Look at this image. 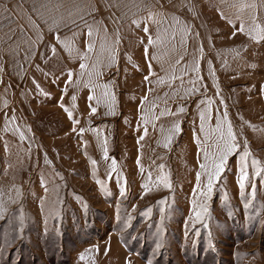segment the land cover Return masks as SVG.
<instances>
[{
  "label": "rangeland",
  "instance_id": "obj_1",
  "mask_svg": "<svg viewBox=\"0 0 264 264\" xmlns=\"http://www.w3.org/2000/svg\"><path fill=\"white\" fill-rule=\"evenodd\" d=\"M122 1L129 12L104 40L101 68L26 70L36 83L11 84L0 107V264H120L119 253L139 264H264V171L252 163L264 169V0ZM177 56L200 85L178 81ZM165 58L169 85L155 91L145 62ZM237 61L261 64L249 68L263 78L249 92L261 96L247 112L211 110L242 86ZM174 101L201 106L156 107ZM229 126L238 147L209 194Z\"/></svg>",
  "mask_w": 264,
  "mask_h": 264
},
{
  "label": "crops",
  "instance_id": "obj_2",
  "mask_svg": "<svg viewBox=\"0 0 264 264\" xmlns=\"http://www.w3.org/2000/svg\"><path fill=\"white\" fill-rule=\"evenodd\" d=\"M122 4V0H0V102L2 103L0 107H3L4 101H7V105L11 101V92H13L11 84L25 86L28 83H36L33 80H27L33 78L26 75V70L77 68L83 71L91 68H101L102 53H106L105 46L106 44L112 46L113 43V41L107 42L104 40L109 39L107 35L116 34L112 31L116 28V20L123 19V11H128L122 8ZM126 5H129V3ZM131 13L133 12L131 11L125 19L127 17L131 19L134 16ZM154 15L156 14L153 12L144 15L143 20L147 26H153L150 21L151 18H154ZM146 25L144 26L146 27ZM89 30H91V35H89ZM89 45H91V48H89ZM53 49H55L54 52ZM185 49L186 45L183 43L179 46L178 51L185 53ZM121 51L122 48L117 47L113 50V53L120 54ZM108 52L110 51L108 50ZM10 54L13 55L10 56ZM77 54H80V56L77 57ZM184 57H175L171 61L172 64L168 63L169 58H165V61L148 59L147 63L145 62L146 69L149 72L147 78L152 80L150 84L155 86V91L159 89L160 84L169 85L166 81L168 74L165 70L169 68L168 64L171 68L181 67L179 68L182 70L177 78L178 81L185 82L186 78L193 75V85L201 84L202 75L200 71L186 75V66L183 65L185 64ZM60 62H62L61 67L56 65ZM221 63L223 62L220 61V65L217 67L227 69ZM82 64L85 67L81 68ZM249 64V61L236 62L237 66L235 68L241 69L240 79L237 81L242 86H240L238 92L231 94L229 93L230 89L226 88V103H228L227 95L229 94L230 105L228 107L226 105L225 110H223L224 106L217 96L210 108L211 110L216 112H247L251 102H257L261 95L264 97L263 88L260 89L261 95L249 92L251 85H259L263 81V78L259 77L257 73H250V69H259L261 64L256 62L251 67H249ZM195 67L200 69L201 63H195ZM188 69L193 68L190 66ZM15 78H22V80H14ZM232 78H235L234 74ZM65 80V83L71 82L67 78ZM217 85L220 84L217 83ZM167 96H169V91L161 94L160 98L164 100ZM23 98L24 95L19 91L18 99ZM174 100H180V98ZM176 103L177 101H174L170 106L162 103L156 105V107L161 106L167 110L166 112H196L201 106L199 101L194 104V108L181 111L180 104L185 103V101ZM0 112L4 111L0 110ZM117 259L118 261L122 259L120 264H139L134 254L125 253L122 255L119 253ZM143 264L145 263L143 262Z\"/></svg>",
  "mask_w": 264,
  "mask_h": 264
},
{
  "label": "snow or ice",
  "instance_id": "obj_3",
  "mask_svg": "<svg viewBox=\"0 0 264 264\" xmlns=\"http://www.w3.org/2000/svg\"><path fill=\"white\" fill-rule=\"evenodd\" d=\"M244 6H248V5H242V7ZM258 27V26H257ZM147 30V29H145ZM239 31H244L243 27H241L239 29ZM89 35H91V30H89ZM235 35V33H234ZM260 39H264V36H261ZM151 42V41H150ZM89 48H91V45H89ZM55 51V49H53V52ZM85 67V65H81V68ZM147 79V77H146ZM73 99H75V97H73ZM93 112H95V109H92ZM181 111H183V109H181ZM204 116L203 113L201 114V120L203 121ZM203 126V125H202ZM219 127V126H218ZM177 131H179V127L177 126ZM228 136L230 137L231 141L230 143H226L224 149L222 150V154L220 156V160L218 163L215 164L214 166V171L210 172L208 175V193L210 194L213 190V183L216 180H219L221 173L225 170V166L227 165V161H228V157L230 155H232L236 149H237V145L235 143V135L231 130V126H229L228 129ZM223 138V137H222ZM250 155V152H248L247 150L240 156V178L238 180V183L240 185V188L243 189L245 184L244 182L248 179V172H247V157ZM207 156V154H206ZM253 165H257V171L256 174L260 175V173L262 171H264V169L259 168L258 167V161L253 160ZM113 167H115V162L113 163ZM206 165H201V168H205ZM198 179H199V174H198ZM162 182L165 184L166 187H170V183L168 182L167 177H163L162 178ZM123 191L121 192V195H123ZM254 195V193H253ZM193 206L195 207V202H193ZM247 207V205H245ZM207 209H202V211H197L196 212V218L197 220H199L201 218L202 212H206ZM4 210L2 208H0V219L4 218ZM161 245L157 244V248H159ZM83 259V257H81Z\"/></svg>",
  "mask_w": 264,
  "mask_h": 264
}]
</instances>
